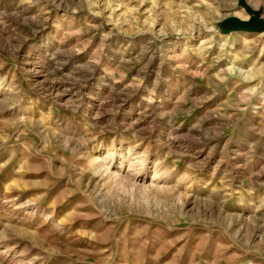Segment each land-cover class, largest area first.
<instances>
[{
  "label": "rangeland",
  "instance_id": "1",
  "mask_svg": "<svg viewBox=\"0 0 264 264\" xmlns=\"http://www.w3.org/2000/svg\"><path fill=\"white\" fill-rule=\"evenodd\" d=\"M264 0H0V264H264Z\"/></svg>",
  "mask_w": 264,
  "mask_h": 264
},
{
  "label": "water",
  "instance_id": "2",
  "mask_svg": "<svg viewBox=\"0 0 264 264\" xmlns=\"http://www.w3.org/2000/svg\"><path fill=\"white\" fill-rule=\"evenodd\" d=\"M246 11L250 16L248 21H241L235 18L229 19L227 22H225L226 29L228 31L234 30L248 33L264 32V19L261 17V11H255L249 7H246Z\"/></svg>",
  "mask_w": 264,
  "mask_h": 264
}]
</instances>
